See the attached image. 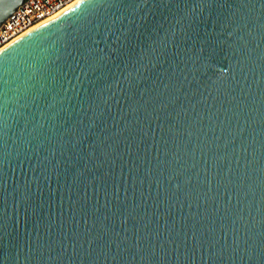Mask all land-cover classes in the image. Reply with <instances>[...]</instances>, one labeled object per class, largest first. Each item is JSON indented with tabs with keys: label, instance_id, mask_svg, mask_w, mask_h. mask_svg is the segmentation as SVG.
Here are the masks:
<instances>
[{
	"label": "water",
	"instance_id": "water-1",
	"mask_svg": "<svg viewBox=\"0 0 264 264\" xmlns=\"http://www.w3.org/2000/svg\"><path fill=\"white\" fill-rule=\"evenodd\" d=\"M0 264H264V0H78L1 49Z\"/></svg>",
	"mask_w": 264,
	"mask_h": 264
},
{
	"label": "built area",
	"instance_id": "built-area-1",
	"mask_svg": "<svg viewBox=\"0 0 264 264\" xmlns=\"http://www.w3.org/2000/svg\"><path fill=\"white\" fill-rule=\"evenodd\" d=\"M78 0H26L1 26L0 50Z\"/></svg>",
	"mask_w": 264,
	"mask_h": 264
},
{
	"label": "bare ground",
	"instance_id": "bare-ground-1",
	"mask_svg": "<svg viewBox=\"0 0 264 264\" xmlns=\"http://www.w3.org/2000/svg\"><path fill=\"white\" fill-rule=\"evenodd\" d=\"M9 45V44H8Z\"/></svg>",
	"mask_w": 264,
	"mask_h": 264
}]
</instances>
